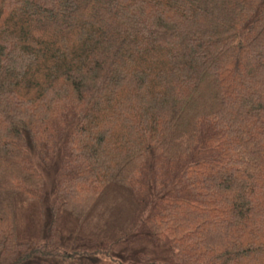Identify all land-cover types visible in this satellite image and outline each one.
I'll use <instances>...</instances> for the list:
<instances>
[{
  "label": "trees",
  "instance_id": "1",
  "mask_svg": "<svg viewBox=\"0 0 264 264\" xmlns=\"http://www.w3.org/2000/svg\"><path fill=\"white\" fill-rule=\"evenodd\" d=\"M263 1L0 0V264L79 260L54 246L64 216L112 186L149 204L150 170L172 189L143 230L174 263L264 264ZM70 127L40 243L32 155Z\"/></svg>",
  "mask_w": 264,
  "mask_h": 264
},
{
  "label": "rangeland",
  "instance_id": "2",
  "mask_svg": "<svg viewBox=\"0 0 264 264\" xmlns=\"http://www.w3.org/2000/svg\"><path fill=\"white\" fill-rule=\"evenodd\" d=\"M263 7L264 1L259 10ZM71 129L72 127L58 141L56 156L52 161L46 164L34 153L32 155L34 165L44 178V198L41 205H34L29 210V223L22 232L23 237L38 240L40 243L50 240L48 229L52 219V206L57 197L63 146ZM149 188L151 199L143 207L138 205L127 189L112 186L81 226L68 214L64 216L57 228L59 235L54 246L67 251H86L87 254L79 260L63 262L36 258L23 264H176L170 259L169 250L156 246L143 230V224L154 204L172 188L160 195L154 194L152 170L149 175Z\"/></svg>",
  "mask_w": 264,
  "mask_h": 264
}]
</instances>
